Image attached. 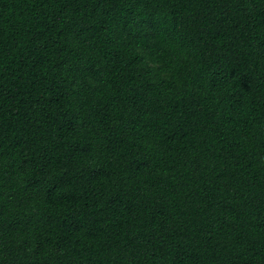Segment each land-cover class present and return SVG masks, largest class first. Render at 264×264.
Masks as SVG:
<instances>
[{"label":"trees","instance_id":"trees-1","mask_svg":"<svg viewBox=\"0 0 264 264\" xmlns=\"http://www.w3.org/2000/svg\"><path fill=\"white\" fill-rule=\"evenodd\" d=\"M0 264H264V0H0Z\"/></svg>","mask_w":264,"mask_h":264}]
</instances>
